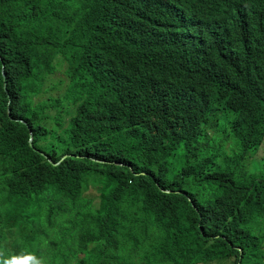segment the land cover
Here are the masks:
<instances>
[{"label": "trees", "instance_id": "16d2710c", "mask_svg": "<svg viewBox=\"0 0 264 264\" xmlns=\"http://www.w3.org/2000/svg\"><path fill=\"white\" fill-rule=\"evenodd\" d=\"M143 1L152 4L138 15ZM263 2L0 0L5 256L24 253L25 264H264V57L249 61L247 43L233 41L238 16ZM157 54L189 81L199 70L188 76L186 59L202 68L219 60L226 77L207 83L202 108L189 92L193 102L173 110L146 93L160 82L149 70ZM209 100L211 116L223 113L229 127L219 166L193 146L218 126ZM130 242L135 259L113 252L112 244Z\"/></svg>", "mask_w": 264, "mask_h": 264}, {"label": "clouds", "instance_id": "9594fccd", "mask_svg": "<svg viewBox=\"0 0 264 264\" xmlns=\"http://www.w3.org/2000/svg\"><path fill=\"white\" fill-rule=\"evenodd\" d=\"M151 4H152V1H143L142 3L136 5L134 7V10L136 14L139 15V13H143L147 11V9H149ZM237 31L241 38L239 40H233V41L237 45H242L244 42L247 43L248 45L247 55H248L249 61L252 60L251 58L254 55H260L264 57V2L259 7H257L253 12L238 16ZM187 60L188 59L180 62L181 65L183 66V70L186 71L188 76L193 75L197 70H199L197 82L189 81L186 76L176 74L175 72H173L169 62L166 59L159 56L158 54L154 55L151 59L149 70L156 74L160 82H159V85L157 86H149V88L146 89L147 95L153 98L157 97V98L163 99L170 108H172L173 110H179L185 106L186 102H189V103L193 102L194 97H192V95L187 100V96L189 92H192V93L198 92L201 96V100L198 101L197 108L198 109L202 108L206 102L207 83L210 81L224 79L226 77L227 68L219 60L203 68L199 64H197L194 67H190L187 63ZM254 64H257V62H255ZM2 76H4L3 69H2ZM133 76H134V79L139 76L136 66L134 68ZM4 89H6L5 84H4ZM150 103L152 104V102ZM9 104H10V98L8 95V101H7V113L8 114H9ZM226 115L231 116L229 114H226ZM207 116L209 120L216 122L218 126L216 128L207 129L206 131L207 137L199 139L198 142L194 144L193 146H196L197 151L200 149V147L204 149L206 152L215 150L214 154H210V155H214L215 158H217L219 156L220 150L218 148L211 147L210 140L214 134L220 133L221 127H223L224 125L222 124V121L225 123V125H227V129L229 127H228L226 120L222 118L223 113H218L216 116H211V100H209L208 102ZM68 120H69L68 117L64 118L62 122L63 125H61L56 130L58 134H63L64 130L68 126ZM224 133L225 135L221 139L222 143L225 142L228 132L224 131ZM202 140L205 141L204 144L199 143V141H202ZM31 142H32V133L29 132V145ZM30 146H32V143ZM198 153L200 154L199 151ZM210 155H207V156H210ZM67 156L68 155L65 154L57 162L50 161V163L53 166H57ZM201 157H204V156L200 155L198 158H201ZM159 191H163L161 182H159ZM136 195L140 196V194H136ZM105 236L111 242L116 236V231L112 230L106 233ZM205 249L208 254V242L205 244ZM112 250L114 253L118 254L119 257L126 258V259L128 257H131V259H135V257L133 256L135 253L134 243L131 244L130 242L125 246H121V245L115 246L112 244ZM237 251L241 253L240 248H237ZM207 254H206V257H207ZM16 256L18 257V264H25V262L28 260V258L26 257L24 253H19V254H15V255H11L7 257L5 256L4 252L0 250V260H8ZM234 261H235V258L231 259L226 264H234Z\"/></svg>", "mask_w": 264, "mask_h": 264}, {"label": "rangeland", "instance_id": "374dc122", "mask_svg": "<svg viewBox=\"0 0 264 264\" xmlns=\"http://www.w3.org/2000/svg\"><path fill=\"white\" fill-rule=\"evenodd\" d=\"M58 70H59V69H58ZM55 91H56V90H54V91L51 92V93H54ZM51 93H50V94H51ZM48 95H49V94H48ZM48 95H47V94H43V95H41L40 97L36 98L35 101H45V100L47 99ZM222 124H224V125H223V127H221L220 133H219V134H214V135L212 136L211 140H210V145H211V147L218 148V149L220 150L219 156H218L217 158H215L214 161H213V162H215L218 166L221 164V160H222V159H221L222 157H220L221 152H222L223 150H226L227 147H228V143H227V142H223V143L221 142L222 137L225 135L224 131H225V132H228L227 125H225V123H224L223 121H222ZM199 143H200V144H204L205 141L202 140V141H199ZM214 148H213V149H214ZM198 151L200 152V155H201V156H207V155H210V154H214V152H215V150H211L210 152H206V151H205L204 149H202L201 147H200V149H199ZM99 169H102V168L100 167ZM255 169H256V170L259 169V167L256 166V163H255V165H254V169H253V170H255ZM101 180H104V178H101ZM91 193H92V190H91L90 188H88L87 191H86V194H91ZM97 204H98V200H97V199H94L93 202H92V205L97 206ZM18 243H22V242L19 241ZM33 247H34V245H33Z\"/></svg>", "mask_w": 264, "mask_h": 264}, {"label": "water", "instance_id": "95a60500", "mask_svg": "<svg viewBox=\"0 0 264 264\" xmlns=\"http://www.w3.org/2000/svg\"><path fill=\"white\" fill-rule=\"evenodd\" d=\"M30 145H31V143H30Z\"/></svg>", "mask_w": 264, "mask_h": 264}]
</instances>
